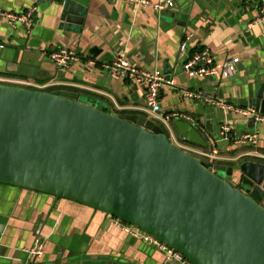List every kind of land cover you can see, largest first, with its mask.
<instances>
[{"label":"crops","instance_id":"1","mask_svg":"<svg viewBox=\"0 0 264 264\" xmlns=\"http://www.w3.org/2000/svg\"><path fill=\"white\" fill-rule=\"evenodd\" d=\"M173 1L174 9L158 14L152 7L142 10L123 0H80L84 24L75 33L60 30L64 0H0L3 11L22 13L32 6L38 8L30 33L23 27H9L0 17V75L51 85L50 93L93 101L117 116H144L189 154L207 150L209 137H219L222 125L252 131L251 124L236 115L185 93L206 92L234 106L248 107L254 78L264 76V28L251 27L259 17V0ZM188 38L182 56L180 47ZM62 48L73 49L80 57L67 73H60L49 58ZM94 48L102 51L97 58L90 53ZM204 50L220 64L235 58L236 75L199 78L193 87L183 65L187 57ZM119 58L142 69L158 67L164 72L168 65L176 85L162 90L161 115L179 112L192 120L176 119L168 124L154 120L146 111L144 86L115 80L102 68ZM256 129L260 136L257 152L264 156V124ZM221 146L231 167L244 162L238 164V148ZM114 219L73 201L0 185V264L34 263L28 261L26 251L39 237L45 242V254L35 264H177L166 262L160 251L130 237Z\"/></svg>","mask_w":264,"mask_h":264},{"label":"water","instance_id":"2","mask_svg":"<svg viewBox=\"0 0 264 264\" xmlns=\"http://www.w3.org/2000/svg\"><path fill=\"white\" fill-rule=\"evenodd\" d=\"M79 1L64 0L60 30L80 32ZM164 74L172 77L168 65ZM254 83L248 108L264 115V76ZM0 185L104 212L192 264H264V163L202 161L141 115L0 85Z\"/></svg>","mask_w":264,"mask_h":264},{"label":"built area","instance_id":"3","mask_svg":"<svg viewBox=\"0 0 264 264\" xmlns=\"http://www.w3.org/2000/svg\"><path fill=\"white\" fill-rule=\"evenodd\" d=\"M51 1V0H44ZM129 5L140 8L142 10L152 7L158 14L166 9H174L175 4L173 0H159L153 4L150 0H123ZM259 17L251 25L254 27L259 25L264 28V0H259L258 5ZM37 6H32L25 12L16 13L0 10V17L3 18L9 27L19 28L23 27L28 33L34 28ZM189 38L182 43L180 47V54L186 55ZM3 48V47H2ZM50 61L56 66L60 73H67L75 63L80 61V57L73 49L62 48L52 52L49 56ZM95 66V61L90 62ZM237 60L235 58H228L223 64L217 63L214 57L208 50L194 54L192 57H187L183 65V72L187 78L199 79L209 77H226L232 78L236 75ZM102 68L107 71L115 80L132 81L136 84H141L145 89V104L146 111L153 115L154 120H160L166 124L172 120L185 119L191 121L192 119L182 113L174 112L162 116L161 94L162 90L167 87L175 88L176 82L173 79H167L161 68L155 67L153 69H142L134 62L119 58L118 60L103 64ZM0 85L12 86L22 89L34 91H46L51 85H37L31 81L2 76L0 75ZM188 98L196 99L199 102L206 103L213 108L219 109L225 113H232L243 120H254L255 128L252 131L239 132L235 131L231 126L222 125L218 138L209 137V147L205 151L196 154L197 157L205 162L213 165L230 164V159L223 155L221 144H226L230 147L238 148V164L244 158L250 161H259L264 163V156L257 152L260 136L256 129L257 126L264 124V115L256 113L255 110L248 107L234 106L225 100L212 97L206 92H186ZM235 161V159H234ZM115 225L123 229V231L130 237L141 241L145 245L160 251L164 256L166 262H175L177 264H192L179 252L167 246L165 243L159 241L143 230L114 219ZM28 261L36 262L44 257L45 242L39 237L35 246L31 250H27Z\"/></svg>","mask_w":264,"mask_h":264},{"label":"trees","instance_id":"4","mask_svg":"<svg viewBox=\"0 0 264 264\" xmlns=\"http://www.w3.org/2000/svg\"><path fill=\"white\" fill-rule=\"evenodd\" d=\"M45 92H51V90L50 89H47ZM168 136V135H167ZM168 138H169V136H168ZM191 155H193V156H195V157H197V155L196 154H191ZM237 156H238V154H237ZM198 158V157H197ZM246 160H249V159H247V158H244L242 161H246ZM223 166H230V164L229 165H227V164H222ZM231 167V166H230Z\"/></svg>","mask_w":264,"mask_h":264},{"label":"rangeland","instance_id":"5","mask_svg":"<svg viewBox=\"0 0 264 264\" xmlns=\"http://www.w3.org/2000/svg\"><path fill=\"white\" fill-rule=\"evenodd\" d=\"M60 94L63 95V96L71 97V95H67L66 93H63V92H61ZM220 176L223 177L224 179H228V178H227L225 175H223V174H220Z\"/></svg>","mask_w":264,"mask_h":264}]
</instances>
